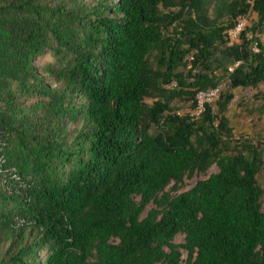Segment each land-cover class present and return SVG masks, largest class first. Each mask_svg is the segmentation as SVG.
<instances>
[{
    "label": "trees",
    "instance_id": "trees-1",
    "mask_svg": "<svg viewBox=\"0 0 264 264\" xmlns=\"http://www.w3.org/2000/svg\"><path fill=\"white\" fill-rule=\"evenodd\" d=\"M214 2L0 0V264H264L262 151L223 153L231 90L264 86L226 32L264 0Z\"/></svg>",
    "mask_w": 264,
    "mask_h": 264
},
{
    "label": "rangeland",
    "instance_id": "rangeland-1",
    "mask_svg": "<svg viewBox=\"0 0 264 264\" xmlns=\"http://www.w3.org/2000/svg\"><path fill=\"white\" fill-rule=\"evenodd\" d=\"M208 4V18L211 19L213 15V7L215 6V0H207ZM259 18L252 12H247L244 16L236 19V23H240V31H246L245 37L253 40L258 39L259 43L264 45V26H254L259 23ZM254 26V27H253ZM260 28V32L257 31ZM238 35L233 33V30L226 32L227 45L237 44L239 42ZM254 43L251 47H254ZM52 59L48 55L40 57L36 65L43 67L46 63L51 62ZM189 59H187L188 63ZM189 66V64H188ZM189 68V67H187ZM231 69V67L229 68ZM218 93L213 97H204L207 104L211 106L213 114H216V102L218 101V95L221 91H224L227 86L226 83H221L218 87ZM232 99L227 104L224 118L227 121V127L230 131V139L227 141V147L223 150V153H234L236 150H240L241 146L252 145L258 150L262 151V167L257 176V182L261 188L263 194L261 198V211L264 214V86L258 85L256 88L246 89H234L231 90ZM150 101H147L149 103ZM172 113H176L180 116H189L196 118L197 110L192 108L191 101L175 100L171 103ZM236 149V150H235ZM217 171L215 166H211L207 172V175L214 174ZM205 176L194 173L190 178H185L182 184L179 186L177 193L185 192L189 190L197 181L204 179ZM173 193V192H172ZM182 235H176L174 238L175 244H181ZM42 254V253H41ZM185 260V255L182 253L181 261Z\"/></svg>",
    "mask_w": 264,
    "mask_h": 264
},
{
    "label": "built area",
    "instance_id": "built-area-1",
    "mask_svg": "<svg viewBox=\"0 0 264 264\" xmlns=\"http://www.w3.org/2000/svg\"><path fill=\"white\" fill-rule=\"evenodd\" d=\"M240 23H236V25L234 26V28L232 29L233 30V33L235 34H239L240 32ZM263 49H264V45H262ZM251 51L253 53H256L258 51V48L256 47V45H254V47H251ZM235 66V65H234ZM232 70L229 69V71ZM218 93V88H214V89H211L207 92H197L196 95H195V108L197 110V114H199L202 109H203V104H207L206 100H203L204 97H213L215 96L216 94Z\"/></svg>",
    "mask_w": 264,
    "mask_h": 264
}]
</instances>
